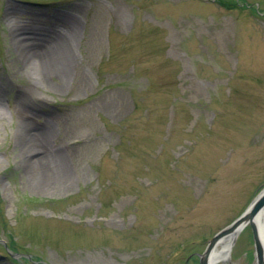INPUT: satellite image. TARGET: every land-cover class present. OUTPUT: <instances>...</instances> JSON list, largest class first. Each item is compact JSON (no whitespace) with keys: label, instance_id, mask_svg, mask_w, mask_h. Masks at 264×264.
Here are the masks:
<instances>
[{"label":"rangeland","instance_id":"obj_1","mask_svg":"<svg viewBox=\"0 0 264 264\" xmlns=\"http://www.w3.org/2000/svg\"><path fill=\"white\" fill-rule=\"evenodd\" d=\"M263 187L264 0H0V264H199Z\"/></svg>","mask_w":264,"mask_h":264},{"label":"water","instance_id":"obj_2","mask_svg":"<svg viewBox=\"0 0 264 264\" xmlns=\"http://www.w3.org/2000/svg\"><path fill=\"white\" fill-rule=\"evenodd\" d=\"M264 217V187L256 194L240 215L234 218L229 224L217 231L211 239L207 241L204 251L198 254L199 264H210V254L218 246L222 239L233 241L234 233L238 235L247 225L251 229L252 240L255 251L256 264H264V250L260 239V219ZM229 244V245H230Z\"/></svg>","mask_w":264,"mask_h":264},{"label":"bare ground","instance_id":"obj_3","mask_svg":"<svg viewBox=\"0 0 264 264\" xmlns=\"http://www.w3.org/2000/svg\"><path fill=\"white\" fill-rule=\"evenodd\" d=\"M28 37H30V36H26V37L22 38L23 40H26V42L21 43L23 49H25V47L28 49H32V47H34V45H35L34 42H30L29 40H28L29 42H27ZM64 48H65V46H64ZM66 49H67V44H66ZM67 51H68V49H67ZM55 57L56 56H55L53 50H51L49 52V54L46 56L47 60L49 61V62L47 61L46 63L50 64V61H54ZM37 62H38V64H40V66L42 65L41 62L40 63H39V61H37ZM21 123L25 127V130L31 129L29 124L25 120H22ZM25 142L28 144L31 143V145L34 148V154L33 155H37V149H39L40 148L39 146H41V144H42L41 139H38L37 137L32 135V136H30L29 140L26 137ZM40 156L42 158L41 161H44V164L41 163L40 167L38 168L40 171V174H41L39 180H37V182H36L38 187L39 186L43 187L48 182V180H50V179H55V180H57V182L60 185H64L66 183V181H61L62 176L63 177L65 176L66 177L65 179H67L68 173L65 170V168L62 166V164H60V163L57 164L55 162L56 158L53 159L52 156L47 155L46 153L42 152V154L40 153ZM51 163H53L52 167L49 166ZM259 230H260V239H261V243H262L263 250H264V217L262 218V220L260 219ZM232 235H233L232 237L237 236L236 233H234ZM229 241L230 240L226 239V238L222 239L220 244L215 247V249L210 254V259H209L210 264H227L228 263L229 256H230L229 255V246H230ZM254 264H256V263H254Z\"/></svg>","mask_w":264,"mask_h":264}]
</instances>
